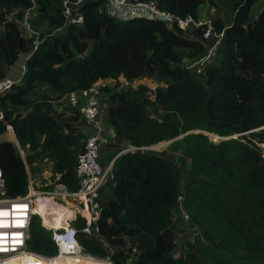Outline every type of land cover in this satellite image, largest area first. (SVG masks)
<instances>
[{
  "label": "trees",
  "instance_id": "16d2710c",
  "mask_svg": "<svg viewBox=\"0 0 264 264\" xmlns=\"http://www.w3.org/2000/svg\"><path fill=\"white\" fill-rule=\"evenodd\" d=\"M62 1L0 0V80L31 50L32 38L23 35L20 26L28 11L32 9L37 18L35 28L46 24V32L38 31V46L24 62L19 83L0 95L4 113L0 135L10 125L19 144L29 145L30 170L50 158L51 179L57 176L59 183L76 192L74 134L84 120L74 108L66 107L70 115L64 117L48 102L33 103L32 96L38 87H49L60 98L91 87L107 95V123L115 140L111 146L116 153L121 152L119 142L138 149L124 151L115 160L111 198L103 203L97 237L81 232L85 218L78 216L71 223L78 229L83 252L112 264H202L191 244L185 245L184 256L175 257L173 217L180 203L189 201L180 200V167L140 148L176 137L185 128L219 137L242 134L237 162L253 197L251 212L264 223V148L258 145L264 144V8L250 16L257 0H232L231 22L213 20L214 31L223 33L218 43L222 55L219 63L206 64L203 79L180 63L207 54L210 42L201 38L205 25L186 33L159 20L115 21L98 11L104 0H83L77 10L83 22L77 24L64 17ZM138 1H156L161 10L196 21L202 5H215L213 0ZM58 29L62 30L52 34ZM161 80L167 85L162 86ZM158 121L170 122L169 130ZM200 156L204 158L203 153ZM0 168L8 195L26 194L25 164L10 139L0 140ZM72 201L85 206L79 198ZM54 205L49 207L60 212ZM26 247L44 256L56 253L50 232L37 215L31 217Z\"/></svg>",
  "mask_w": 264,
  "mask_h": 264
},
{
  "label": "rangeland",
  "instance_id": "374dc122",
  "mask_svg": "<svg viewBox=\"0 0 264 264\" xmlns=\"http://www.w3.org/2000/svg\"><path fill=\"white\" fill-rule=\"evenodd\" d=\"M213 1L215 3L213 6L208 4L201 6L198 21L213 26V20L221 18L224 24H229L233 14L231 7L233 1ZM262 8H264V0H257L250 16L253 17ZM16 12L17 10H14L12 14ZM31 12L34 11L32 9L30 13L28 11V23L34 27L32 23L34 24L37 18H34ZM45 25H38L36 30L46 32ZM20 26L23 32L24 26L21 22ZM58 32L60 31L54 30L52 34ZM1 33L2 27L0 26ZM212 40L208 41L210 42L208 48L215 41V39ZM221 55L220 43L208 51L206 64L219 63ZM198 61L199 59L183 58L180 64L182 68H187L195 74ZM22 62L18 59L8 73L18 71V69L21 72ZM200 78H204L203 74ZM161 85L166 86L167 81L161 80ZM32 97L33 103L48 102L55 111L58 109L63 111L64 117L70 115L66 107H71L67 103H62L60 97L55 95L49 87H38ZM106 99L107 95L102 92L100 109L104 120ZM27 110L29 109L24 111ZM179 121L183 122L181 119ZM158 122L161 123V121ZM170 124L165 121L160 125L169 130ZM81 128L82 134H77L80 137L76 145V154L82 149L83 141L81 140L85 138L83 136L87 132V125L84 123ZM77 132L78 130L75 134ZM199 135H202V138L199 137L200 144L197 143ZM245 135L248 137L247 133ZM103 137L106 143L110 140H112L111 143L115 141L112 136L107 135V131ZM242 137V134L219 137L205 130L185 128L176 137L165 138L162 141L140 147L143 151H153L162 155L176 163L181 169L180 200L188 197L189 201L187 204L181 202L173 217L172 230L176 239L175 257L184 256L186 254L185 245L191 244L202 264H264V223L251 212L253 197L247 187L248 180L243 167L237 162L240 144L244 142ZM1 138L11 140L8 133L2 135ZM254 141L257 142V140ZM125 144L127 143L119 142L117 146L120 148L119 145ZM258 145L264 148V144L258 143ZM200 153H203L204 158L200 156ZM33 167V172L29 168L34 178L32 190L39 192L51 190L52 188L47 189V183L53 177L52 160L50 158H47L46 162L41 160ZM66 201L60 200L64 205ZM86 261L94 262L93 260ZM96 262L109 264L108 261Z\"/></svg>",
  "mask_w": 264,
  "mask_h": 264
},
{
  "label": "built area",
  "instance_id": "2783aa9c",
  "mask_svg": "<svg viewBox=\"0 0 264 264\" xmlns=\"http://www.w3.org/2000/svg\"><path fill=\"white\" fill-rule=\"evenodd\" d=\"M82 1H62L63 15L68 21L77 24L83 22L82 14L77 12ZM98 11L113 18L115 21H124L131 18L164 21L167 26H174L173 29L177 30L178 28L186 33L200 25H205L206 28L201 35L202 40L208 42L212 38H215L208 51L214 49L223 37V33L215 32L212 25L203 24L191 17H179L159 9L156 1L104 0L99 5ZM27 16L28 13L23 19L22 25L24 26V30L22 33L28 38H32V44L30 52L22 55L23 62L20 64L21 75L26 70L24 62L32 55L39 42L38 31L28 23ZM61 30L58 29L56 31ZM206 57L205 55L199 59L196 74H203L204 67L206 66ZM20 78L14 80L6 77L0 80V95L19 83ZM101 95L102 91L98 87H91L72 92L60 98L62 103H67L71 108L76 109L84 122L89 124L93 130V132L86 135L82 149L76 157L74 172L79 182V188L76 192H70L64 184L59 183L57 176L54 180L50 178L47 183L51 186V190L45 192L32 190L34 178L30 174L29 166L26 162L29 145L22 147L19 144L10 125H7L6 131L0 135L1 137L6 133L9 134L16 151L24 161L28 177L26 194L11 197L8 195L0 168V212L8 213L7 216H0V221H3L7 225L6 227H0V235L4 237L0 241V249H2L0 250V264H83V261L86 260H93L94 262L108 261L111 263L108 259H96L85 254L77 239L78 229L71 224L78 216L83 217L86 220V224L80 229L81 232L93 239L97 237L98 221L103 210V202L99 194L100 189L106 181L111 182L117 156L124 150L136 148L128 145L120 153L113 154L106 166L100 164L99 147L105 133L104 117L100 109L102 104L100 101ZM3 119L4 113L0 110V121ZM72 198L83 200L85 206L82 207L75 203L72 201ZM60 200L68 201L64 205ZM50 203L57 205V208L65 209V211L59 214L49 207ZM40 205L42 206V210H39ZM36 214L40 218L41 226L50 232L51 240L56 246V253L51 256L41 255L26 247L27 240L29 239L30 220ZM55 216L58 217L59 224H56L54 220Z\"/></svg>",
  "mask_w": 264,
  "mask_h": 264
},
{
  "label": "crops",
  "instance_id": "0c3cea01",
  "mask_svg": "<svg viewBox=\"0 0 264 264\" xmlns=\"http://www.w3.org/2000/svg\"><path fill=\"white\" fill-rule=\"evenodd\" d=\"M252 10V9H251ZM261 10V9H260ZM254 16H256V13H255V15ZM253 16V17H254ZM19 59H21L22 61H23V57L21 56ZM16 64V63H15ZM14 64V65H15ZM14 65H12L11 67H13ZM10 67V68H11ZM10 68H8V70H7V77H9V78H11V79H18V78H20V76H21V73H20V69H18V71L16 70V71H11L10 73H8V71H9V69ZM105 106H106V109H105V113H107L106 112V110H107V107H108V99H106V101H105ZM57 112H62V111H60V109H58L57 110ZM69 113V112H68ZM86 125H87V128H86V130H87V132H85L84 133V136L83 137H86V135L87 134H89L91 131H92V127L89 125V124H87L86 122H84ZM83 123V124H84ZM104 123H105V126H106V129H105V132L107 131V135H109V137H111L112 136V138H113V131H112V129H111V127L108 125V123H107V116H106V118H105V120H104ZM79 133H81L82 134V128H81V126L79 127V129H78V132L76 133V134H74L75 136H76V138H77V142H79V135H77V134H79ZM105 137V136H104ZM103 137V139H102V141H101V143H100V147H99V162H100V164L102 165V166H106L107 164H108V161H109V159H110V157L113 155V154H115L116 153V148H113L111 145H110V143H111V141L112 140H110L108 143H106V141H105V138ZM84 140H85V138H84ZM83 139L81 140V141H84ZM77 145V144H76ZM128 145L127 144H125V145H119V149L120 150H123L124 148H126ZM113 148V149H112ZM74 149H76V148H74ZM100 199H101V201L103 202V203H105L108 199H110L111 198V191H110V181H106L105 183H104V185L101 187V189H100ZM56 206V205H55ZM42 209V208H41ZM62 212H61V209H60V212H59V214H61ZM58 221L59 220H57V221H55L56 222V224L58 223Z\"/></svg>",
  "mask_w": 264,
  "mask_h": 264
},
{
  "label": "bare ground",
  "instance_id": "6f19581e",
  "mask_svg": "<svg viewBox=\"0 0 264 264\" xmlns=\"http://www.w3.org/2000/svg\"><path fill=\"white\" fill-rule=\"evenodd\" d=\"M49 202H51V200H49ZM55 206V205H54ZM57 206V205H56ZM41 208H42V206L40 205L39 206V210H41ZM52 209V208H51ZM52 210H54V209H52ZM64 211H65V209H63ZM56 211V210H55ZM59 213V212H58ZM54 220L55 221H57L58 220V217L57 216H55L54 217ZM59 224V223H58ZM60 264H66V263H60ZM83 264H103V263H96V262H92V261H83ZM110 264V263H109Z\"/></svg>",
  "mask_w": 264,
  "mask_h": 264
},
{
  "label": "snow or ice",
  "instance_id": "6c2138e0",
  "mask_svg": "<svg viewBox=\"0 0 264 264\" xmlns=\"http://www.w3.org/2000/svg\"><path fill=\"white\" fill-rule=\"evenodd\" d=\"M7 215H8L7 212H0V216H7ZM6 226L7 225L3 221H0V227H6ZM3 239H4L3 235H0V241H2Z\"/></svg>",
  "mask_w": 264,
  "mask_h": 264
},
{
  "label": "water",
  "instance_id": "95a60500",
  "mask_svg": "<svg viewBox=\"0 0 264 264\" xmlns=\"http://www.w3.org/2000/svg\"><path fill=\"white\" fill-rule=\"evenodd\" d=\"M135 149H138V148H130V149H127V150H135ZM127 150H124V151H127ZM124 151H122L120 154H122Z\"/></svg>",
  "mask_w": 264,
  "mask_h": 264
},
{
  "label": "clouds",
  "instance_id": "9594fccd",
  "mask_svg": "<svg viewBox=\"0 0 264 264\" xmlns=\"http://www.w3.org/2000/svg\"><path fill=\"white\" fill-rule=\"evenodd\" d=\"M152 20H154V19H152ZM128 145V144H127Z\"/></svg>",
  "mask_w": 264,
  "mask_h": 264
}]
</instances>
